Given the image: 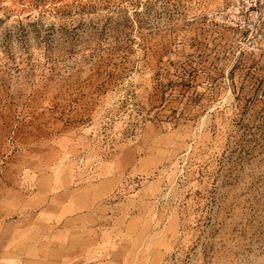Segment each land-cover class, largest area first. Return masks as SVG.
<instances>
[{"label": "rangeland", "instance_id": "rangeland-1", "mask_svg": "<svg viewBox=\"0 0 264 264\" xmlns=\"http://www.w3.org/2000/svg\"><path fill=\"white\" fill-rule=\"evenodd\" d=\"M0 264H264V0H0Z\"/></svg>", "mask_w": 264, "mask_h": 264}]
</instances>
